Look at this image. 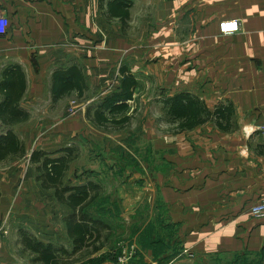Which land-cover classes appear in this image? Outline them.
<instances>
[{
    "label": "crops",
    "instance_id": "crops-1",
    "mask_svg": "<svg viewBox=\"0 0 264 264\" xmlns=\"http://www.w3.org/2000/svg\"><path fill=\"white\" fill-rule=\"evenodd\" d=\"M114 1L0 0V14L8 19V31L0 36V83L10 66L21 67L27 87L20 106L30 115L12 127L0 119V136L13 130L27 151L23 158L0 162V217L12 223L21 252L20 229L73 250L64 223L71 209L42 187L30 156L77 144L80 158L71 163L65 184L100 185L93 215L113 232L114 218L131 230L123 241L112 237V244L78 255L73 264L108 254L117 259L109 255L103 264H198L197 259L210 258L220 259L213 264H246L252 258L264 264V216L250 212L264 201V0H121L125 18L110 12ZM135 16L141 21L137 32ZM229 19L240 21L241 30L223 35L220 23ZM71 65L82 69L84 97L74 90L55 100L53 74ZM123 67L138 81L126 112L131 120L108 130L89 119L87 109L120 90ZM181 92L198 96L211 109L232 102L238 128L223 132L207 122L174 132L161 99ZM152 105L159 108L158 128L143 120L141 134L152 142L159 163L149 165L146 158L134 168L123 161L137 149L130 150L128 133H120ZM144 151L146 157L152 152ZM116 153L120 164L111 162ZM110 201L122 210L115 214ZM144 204L161 205L163 211L142 215ZM140 219L144 223L138 226ZM155 219L159 238L152 239ZM168 230L180 241L175 254L164 237ZM132 251L129 260L121 258Z\"/></svg>",
    "mask_w": 264,
    "mask_h": 264
},
{
    "label": "trees",
    "instance_id": "trees-1",
    "mask_svg": "<svg viewBox=\"0 0 264 264\" xmlns=\"http://www.w3.org/2000/svg\"><path fill=\"white\" fill-rule=\"evenodd\" d=\"M120 1L111 2L110 12L125 18L128 12L123 11ZM121 70L123 78L120 90L112 92L103 101L87 109L89 119L108 130L123 127L131 120L126 112L138 81L127 68L123 67ZM26 87V77L20 66H10L4 72L0 83L3 95L0 101V119L3 125L12 127L29 119V113L20 106ZM84 88L86 81L78 65L57 70L53 74L52 94L55 100L70 95L74 90L82 98ZM161 101L164 105V118L174 132L192 130L207 122H213L223 132H232L238 128L236 110L230 101L211 109L204 100L189 92L165 96ZM92 111L94 115H91ZM106 111L109 112L107 116ZM80 154L81 149L77 144L53 153L44 150H34L31 153L30 160L37 165V180L44 189L54 190L56 199L71 209L64 223L74 248L70 251L64 246L42 242L29 230L20 229L19 243L22 253L29 256L30 264H73L78 260V255L94 254L111 243L113 228L91 212L100 201L101 186L91 181L75 186H68L64 182L71 163L78 160ZM26 155L25 144L13 130L9 129L0 136V162L8 163L14 157L23 158Z\"/></svg>",
    "mask_w": 264,
    "mask_h": 264
},
{
    "label": "rangeland",
    "instance_id": "rangeland-1",
    "mask_svg": "<svg viewBox=\"0 0 264 264\" xmlns=\"http://www.w3.org/2000/svg\"><path fill=\"white\" fill-rule=\"evenodd\" d=\"M134 20H135V23L136 22L137 23L133 24L134 28H132V30L134 32H137L139 30V22H141V21H139L140 20L139 17H136V16H135ZM158 112H159V108L157 105L150 106L148 108L147 114H145V115H144V108L140 109L135 116L136 121L133 122L132 127H130L127 130H124V132L120 133L123 136L125 135V132L128 133V134H126L125 137H126V143H127L126 145L130 148V150L131 149L132 150L137 149L135 151L128 152V155L124 156L125 161H123V162L125 164L126 163L130 164V165H132L131 167H134V168L136 165L141 166L140 162L147 163V161L149 162V165H158V163H159L158 153L153 152V147L151 144L152 142L148 143L147 140H143L142 134H141V129L143 126V124H141V123L143 120H148L149 122L152 123L151 125H154L155 127L158 128V122L155 121V120H157ZM161 127H162V124H161ZM168 129H169V127H168ZM170 129L173 130V128H170ZM147 147H150V149L152 150V152H150V153L148 152L149 153L148 157H146L147 152L144 151ZM115 155L117 156L116 159L113 157L111 158L112 163H116L118 161L117 159H118L119 155L117 153ZM146 158L148 159L147 161H146ZM133 159H134V161H133ZM83 160H85V159H83ZM108 163H110V161H108ZM118 163L120 164V161H118ZM121 164H122V162H121ZM134 164H136V165H134ZM107 182L109 183V184H107L109 186L108 190H113V187L110 185L111 184L110 181H107ZM99 204H100V202L95 204L93 209L94 210L97 209L99 207ZM110 204L113 206L112 209H114L115 214H117L120 210H122V208L120 206H118L116 203H113L112 201H110ZM150 205H149L150 208L147 207L148 206L147 204H144V206L142 205L143 206V210L141 212L142 215L145 214L148 210L153 212V214H154V211L156 214L159 213L160 211H163V207L161 205H155V204L153 206H152V204H150ZM115 206H118L119 210L116 209ZM122 207L124 209V206H122ZM129 209H131V207ZM113 222H114V225L117 226L113 232V240L115 239L116 241H120V240L123 241L124 238H126L124 235L127 232H129V230H131V228H128L126 226V223L125 222L123 223V221H120V219L114 218ZM158 222L159 221L157 219L151 221L149 230L151 232V238L152 239L159 238ZM135 223H136V225L139 226V225L144 223V220L140 219V220H137ZM11 225H12V223H11ZM11 225L8 222V224H7L8 233L4 234L0 237V242L3 241L4 239H6L5 241H3L5 243L1 246L3 252H0V264H29L30 258L28 255H26L20 251V247H18V242L16 241L17 235H15V231H13L14 229H13V226H11ZM19 225H20V223L15 222L14 226L19 227ZM135 230H136V228H135ZM132 231H133V228H132ZM167 233L169 235H165L164 237H166V236L169 237V240H167V242L170 243V247H172V249L174 250L173 252L172 251H170V252H171V254H175L176 251L181 249L180 241L176 236L170 234V233H172V230H168ZM173 234H174V230H173ZM111 244H112V242H111ZM165 250H166V248L163 247L161 252L164 253ZM156 251H158V250H156ZM248 256H251V255H248ZM107 257L109 258V260H114L116 258L115 255H114V257H115L114 258L113 256H111V254H108L105 257L93 258V259H90V257L87 256V260L84 262H81V264H103L104 260ZM123 257L124 256L122 255L121 258H123ZM195 259L196 258H194L193 260L196 261ZM197 260L199 261L198 264H213V262L220 260V259L212 260L210 258L207 260L206 259H202V260L197 259ZM221 264H226V262L222 261ZM246 264H257V261L255 258L247 259Z\"/></svg>",
    "mask_w": 264,
    "mask_h": 264
},
{
    "label": "built area",
    "instance_id": "built-area-1",
    "mask_svg": "<svg viewBox=\"0 0 264 264\" xmlns=\"http://www.w3.org/2000/svg\"><path fill=\"white\" fill-rule=\"evenodd\" d=\"M241 30V24L238 20H223L220 23V31L223 35H231ZM8 31V19L0 14V36L6 35ZM250 212L257 217L264 216V201L257 203L251 207ZM8 233V226L0 217V237ZM134 251L124 255L123 260H129L133 256Z\"/></svg>",
    "mask_w": 264,
    "mask_h": 264
}]
</instances>
